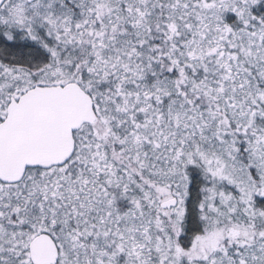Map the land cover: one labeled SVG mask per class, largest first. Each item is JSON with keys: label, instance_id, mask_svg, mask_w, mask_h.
Instances as JSON below:
<instances>
[{"label": "snow or ice", "instance_id": "6c2138e0", "mask_svg": "<svg viewBox=\"0 0 264 264\" xmlns=\"http://www.w3.org/2000/svg\"><path fill=\"white\" fill-rule=\"evenodd\" d=\"M0 264H264V0H0Z\"/></svg>", "mask_w": 264, "mask_h": 264}]
</instances>
